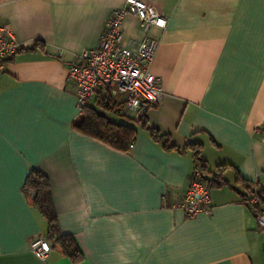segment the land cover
Returning a JSON list of instances; mask_svg holds the SVG:
<instances>
[{
    "label": "crops",
    "instance_id": "obj_1",
    "mask_svg": "<svg viewBox=\"0 0 264 264\" xmlns=\"http://www.w3.org/2000/svg\"><path fill=\"white\" fill-rule=\"evenodd\" d=\"M146 1L168 17L149 32L163 88L146 104L149 124L177 145L201 142L209 169H236L225 171L227 184L209 185L210 212L187 216L170 204L189 186L190 154L163 150L143 129L122 151L72 127L81 110L67 67L99 44L125 0H0V22L23 48L0 65V264H75L54 247L42 259L30 246L47 229L21 191L31 166L50 180L60 228L84 254L79 264H264V228L235 182L238 170L264 187V0ZM122 29L124 45L145 35L133 14ZM36 40L43 48L27 50Z\"/></svg>",
    "mask_w": 264,
    "mask_h": 264
},
{
    "label": "built area",
    "instance_id": "obj_2",
    "mask_svg": "<svg viewBox=\"0 0 264 264\" xmlns=\"http://www.w3.org/2000/svg\"><path fill=\"white\" fill-rule=\"evenodd\" d=\"M128 14L138 18L145 33L140 41L131 44L133 46L122 43V24ZM167 22L168 17L146 0H125L123 6L112 8L106 17L99 44L84 49L67 67V83L75 94L78 108L82 110L87 105H97L100 98L108 94L114 99H123L133 117L138 118L145 111V104L161 100V79L151 71L159 40L149 32L152 27L164 29ZM20 47L21 43L10 28L0 22V65ZM202 176L199 167L193 168L189 186L171 206L183 209L187 216L210 212V187ZM243 203L257 210L258 226L264 228V205L257 191L247 195ZM30 246L42 259L51 250V244L41 237L32 240Z\"/></svg>",
    "mask_w": 264,
    "mask_h": 264
},
{
    "label": "trees",
    "instance_id": "obj_3",
    "mask_svg": "<svg viewBox=\"0 0 264 264\" xmlns=\"http://www.w3.org/2000/svg\"><path fill=\"white\" fill-rule=\"evenodd\" d=\"M43 46L42 40H36L35 45L27 50L41 49ZM21 50L23 48L16 50L13 56L4 60V63L13 60L14 55ZM145 111L138 118H135L126 108V102L123 99H114L107 94L100 98L97 105H87L82 108L80 117L73 121L72 127L82 134L98 139L122 151H128L131 148L138 132L143 129L163 150L180 155L190 154L193 168L199 167L201 169L202 179L210 186H222L228 183L223 175L229 167H234L232 164L220 163L213 170L209 169L207 160L202 154L203 144L201 142L188 138L182 146L173 143L169 134L149 124ZM212 141L214 142L213 138ZM236 171L235 182L242 183L245 189L242 193V202H244L247 195H253L257 191L261 203L264 205V187L256 188V190L253 185L248 184L244 178H241L238 170ZM31 190H33L34 195H32ZM21 191L32 207L45 218L47 229L44 239L51 244V249L53 247L58 249L75 264L81 263L84 254L77 239L73 234L65 233L60 228L48 176L36 166H31ZM251 210L255 214L257 213L256 209Z\"/></svg>",
    "mask_w": 264,
    "mask_h": 264
},
{
    "label": "water",
    "instance_id": "obj_4",
    "mask_svg": "<svg viewBox=\"0 0 264 264\" xmlns=\"http://www.w3.org/2000/svg\"><path fill=\"white\" fill-rule=\"evenodd\" d=\"M145 105H146V104H145ZM31 192H32V195H34L33 190H31Z\"/></svg>",
    "mask_w": 264,
    "mask_h": 264
},
{
    "label": "rangeland",
    "instance_id": "obj_5",
    "mask_svg": "<svg viewBox=\"0 0 264 264\" xmlns=\"http://www.w3.org/2000/svg\"><path fill=\"white\" fill-rule=\"evenodd\" d=\"M232 181V180H231Z\"/></svg>",
    "mask_w": 264,
    "mask_h": 264
}]
</instances>
